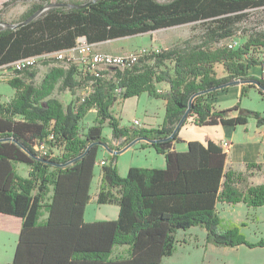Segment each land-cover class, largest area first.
<instances>
[{
  "label": "trees",
  "instance_id": "1",
  "mask_svg": "<svg viewBox=\"0 0 264 264\" xmlns=\"http://www.w3.org/2000/svg\"><path fill=\"white\" fill-rule=\"evenodd\" d=\"M70 3L34 2L14 27L0 19V69L20 58L68 49L80 36L97 45L185 23L200 24L201 33L169 48H149L130 66L113 67L111 76L103 69L97 75L81 71L75 63L64 67L53 57L44 61L53 64L39 82L34 67L11 73L7 83L13 96L0 100V213L20 218V228L12 260L4 264H160L173 254L177 232L193 226L205 230L207 243L264 248V237L250 242L236 225L224 226L216 208L218 202L263 206L264 183L248 184L246 172L227 169L220 142L208 136L204 141H184L180 128L173 132L186 111L181 126L188 117L195 126L243 125L250 118L264 125V114L239 103L216 108L215 94L227 87L211 89L233 80L256 79L262 87L243 84L240 96L250 88L264 95V78L248 72L264 63L250 53L255 47L264 49V31L249 35L235 48L218 44L235 34L249 9L264 8V0ZM40 9L44 10L19 25ZM217 63L223 66L224 77L216 76ZM160 84L167 88L159 90ZM207 89L211 90L195 95L188 106L190 97ZM56 90L69 92L66 104L54 96ZM144 92L165 100L161 125H121L112 107ZM91 109L96 118L87 126L82 120ZM104 124L110 127L109 139L102 133ZM48 135L54 136L51 145L64 148L56 157L35 150ZM138 137L154 140L141 146L163 155L165 166H130L121 176L118 154L108 151L100 165L96 202L118 205V215L85 221L100 144L117 151ZM182 142L186 148L176 150L174 145ZM19 163L28 167L26 176L19 173ZM252 168L260 165L247 164V170Z\"/></svg>",
  "mask_w": 264,
  "mask_h": 264
},
{
  "label": "rangeland",
  "instance_id": "2",
  "mask_svg": "<svg viewBox=\"0 0 264 264\" xmlns=\"http://www.w3.org/2000/svg\"><path fill=\"white\" fill-rule=\"evenodd\" d=\"M7 0H0V19H3L7 23L14 24L19 21L23 13L30 7L34 2H41L42 0H16L13 3L2 6L3 2ZM63 1L68 4L73 0H50ZM84 1V0H77ZM164 1V0H162ZM15 25V24H14ZM264 31V8L249 9L247 15L243 21H241L238 26L235 34L229 38L222 40L219 45H226L231 40H237L238 44L245 42L249 35ZM201 33V25L197 23H185L181 25L171 26L167 28H161L151 32L149 36H129L122 37L118 39H113L110 42L105 44V48H99L101 51H109L117 54L131 53L135 51L140 46H146L154 49H164L172 47L176 44H181V42L190 37H194ZM154 42V46H150ZM148 42V43H147ZM146 43V44H144ZM228 47V46H227ZM250 53L257 59L264 61V49L263 48H252ZM47 58H52V56H40L37 60L35 69L38 70L35 81L39 82L43 77L44 73L47 72L48 68L53 64L49 62L45 64L44 61H47ZM80 57H76L74 63L80 65ZM61 65V64H60ZM100 69L105 70L106 76H111L113 67H104L100 66ZM257 74V76L264 77V63L263 65H253L250 67ZM249 69V72H250ZM10 72L7 68L0 69V100L7 101L13 96V88L7 83ZM258 77V78H259ZM246 84V83H241ZM164 84H160L159 88H162ZM234 86L229 90L222 92L217 99V104L222 108H227L229 105L233 106L235 103H239L242 107H247L251 109L260 108L264 106V95H261L257 92L256 89L250 88L245 94L240 96V91L235 95ZM84 90H79L81 94ZM55 96L62 98L64 103V98L62 97V91H55ZM70 95L68 94V97ZM151 98L147 93H142L139 96H133L125 99L123 106L119 109L112 107V113L116 112L118 115H121L119 118L121 125H132L134 127H145L147 124V119L144 116L143 107L146 105L148 99ZM161 99V98H160ZM152 100V107L157 113V118L154 117L153 123H156L160 120H163L164 108L160 100ZM65 104V103H64ZM232 104V105H231ZM227 106V107H225ZM258 110V109H255ZM114 115V114H113ZM115 116V115H114ZM116 117V116H115ZM96 118V113L93 111H88L83 117L84 125H91ZM137 119L139 125L132 124V120ZM191 117H188L184 124L180 127V130H183L184 127L188 126L191 121ZM162 122V121H161ZM202 127L191 126L186 130L187 134L192 136H198L199 130ZM103 135L106 137L111 133L110 127L107 124L103 126ZM179 134V133H178ZM107 138V137H106ZM197 139V138H194ZM145 143L142 140L134 143L132 148L125 151L124 153L118 154L117 166L122 168L132 163L135 166L142 167H155L161 168L164 166V158L162 155L158 154L153 148H142L141 144ZM56 150H59L60 153L64 151L62 145L53 144ZM177 148H184L183 143H177ZM103 147L98 152V161L103 159ZM17 169L19 173H25V166L17 164ZM100 170L99 162L94 168V177L98 174ZM126 172L123 176H125ZM92 199V198H91ZM101 206L97 205L96 201H89L86 208V218H92V216L99 210ZM219 216L225 218L227 223L222 224L226 227L234 224L238 227L239 231L243 234L246 240L250 242H255L262 237H264V222L262 220V213H260L261 222L258 226L259 229H254L251 226H247L245 222L235 223L229 222L232 220L234 215H238V211L233 212L225 211L221 214L218 211ZM10 216V215H8ZM14 220L11 221L12 228L16 226L15 216H10ZM15 230V229H14ZM13 229L10 231V235H7L8 230L0 229V249H4L2 246L5 243V248L9 247V250H13L16 244V235ZM176 246L173 254L171 256H166L162 259L160 264H264V248L263 247H253L249 248L245 245L239 246H221L214 245L206 242V233L205 230L199 226H193L188 230H179L176 234ZM10 252V251H9ZM11 260V259H10Z\"/></svg>",
  "mask_w": 264,
  "mask_h": 264
},
{
  "label": "crops",
  "instance_id": "3",
  "mask_svg": "<svg viewBox=\"0 0 264 264\" xmlns=\"http://www.w3.org/2000/svg\"><path fill=\"white\" fill-rule=\"evenodd\" d=\"M151 32L138 34V35L148 36V38H149V36L151 35ZM134 36H137V35H134ZM110 41L111 40H107V41L98 43L97 45L99 46V48L100 47L105 48V44L107 42H110ZM144 44H146V43H144ZM154 45H155L154 42H152L150 46H154ZM214 68H215L217 77H224L226 75V72L220 63L215 64ZM248 72H249V70H248ZM249 75L253 78L259 77L253 71V69H250ZM241 85H242L241 83H234L232 85L226 86L227 87L226 89L219 90L215 94V99L213 101V105L216 108L222 109L223 107L221 108L217 104L218 96L222 92L229 90L233 86L235 87L234 90H235V95H236L240 91ZM157 87H159V86H157ZM166 88H167V86H166V84H164L161 89L159 88V90H165ZM253 89H255V88H253ZM78 92H79V90H78ZM68 94H69V92L67 90H62V97L64 98L65 104L70 99V96L68 97ZM54 96H55V94H54ZM56 97L60 101L63 102L62 98H60L58 96H56ZM150 97L151 98L148 99L146 105L143 107L144 116L146 117V119L148 121L147 124L145 125V127H158L159 125H161L162 120H160L156 123L152 122L154 117L157 118V113H156L155 109L152 107L151 103H152V100H156L154 102H157V99L160 100L161 104L163 105L164 112H165V100H163L162 98L160 99V98H156L153 96H150ZM124 101L125 100L118 101L114 105V107L120 109L123 106ZM225 107H227V106H225ZM228 107H230V105ZM255 109H258V111H260L262 114H264V106H262V107L260 106V108H255ZM90 111H93L96 113L95 109H91ZM113 114L116 117L121 116V115H118L116 112H113ZM235 114H236L235 112L232 113V115H235ZM191 126H195L192 123V119H191L190 123L188 124V126L184 127L183 130H181L179 132L178 135L181 139H183L184 141H188V140H194V138H197L196 140L204 141L205 137L208 136L212 140H214L215 142L222 143L223 140H227L229 142V145H228V148L226 149V154H227L226 155V168L237 171V172H246L248 175V184L257 185V184L264 183V125H261V126L256 125L255 120L253 118H250L246 124L236 125V126L223 125V124L203 125V126H199V127H202V129L199 130L198 136H192V135L186 133V130L188 128H191ZM110 136H111V133L109 135H107L106 137L109 139ZM143 142H146V141H143ZM182 143L184 145L183 149L177 148L176 144L174 145V148L176 150H179V151L184 150L186 148V143L185 142H182ZM132 147L133 146L131 145L125 151L129 150ZM144 148L147 149V148H152V147L147 146ZM125 151H123L122 153H124ZM102 152H103V156H104L103 159H105L108 155V151L104 148ZM117 162H118V160H117ZM249 163H254V164L260 165V168H252V169L247 170V164H249ZM19 164L21 166H25V168H26L25 173L24 174L20 173V174L23 176H26L28 167L25 164H22V163H19ZM130 166H135V165L130 163L127 166H123L122 168L118 167L119 174L121 176H123L124 173L127 172L128 168ZM164 166H165V161H164ZM163 167H161V168H163ZM100 178H101V169L99 170L98 174L95 177L93 176V178H92V181L90 184V190H89V193H90L89 201H91V200L96 201V195H97L98 188H99ZM89 201H88V203H89ZM88 203L86 204L85 211H84V220L85 221L89 222V221H97V220H105V219H115L118 215V211H119L118 205L109 204V203L98 204L96 202L97 205H100L101 207L92 216V218H86V208L88 206ZM216 208L219 212H221L220 215H222V213L225 211L233 212V211L237 210L238 215H234L233 219L228 220V221L229 222H235V223L245 222L247 226H251L254 229L255 228L259 229L258 226L261 222L260 213H262V211H263L262 220L264 222V205L253 208V207H248L243 202H237L234 204L218 202L216 204ZM10 216H8L7 214H1L0 213V229L8 230L7 235H10V231L12 229L13 230L15 229L14 230L15 235L18 238V233H19V228H20V218L17 217L18 219H16V226L12 228V226L10 224H11V221H13L14 219L11 218ZM221 219H222L223 223H227L225 221V218L222 217ZM255 241H257V240H255ZM16 242H17V239H16ZM2 247L4 249H2V250L0 249V264L10 262L12 260L13 253H14V248H13V250H9V247L5 248L6 247L5 243L3 244Z\"/></svg>",
  "mask_w": 264,
  "mask_h": 264
},
{
  "label": "built area",
  "instance_id": "4",
  "mask_svg": "<svg viewBox=\"0 0 264 264\" xmlns=\"http://www.w3.org/2000/svg\"><path fill=\"white\" fill-rule=\"evenodd\" d=\"M238 45L237 40H231L228 42L227 46L229 48H235ZM153 50H157L151 48ZM150 52L149 47L140 46L135 51L131 53L117 54L109 51H101L96 48V44L89 43L86 41L85 37L80 36L76 39L74 45L68 49L57 51L48 56H52L59 60L61 65L67 67L69 64L74 63L76 57H80L81 62L78 65V69L81 71L88 70L91 72H96L99 70L100 66L104 67H128L131 64L138 61L139 58L148 54ZM46 56V55H44ZM39 56H30L25 58H20L16 61L10 63L7 70L10 72L9 78L12 77L13 71H21L26 68H32L36 65ZM97 75V73H95ZM132 124L139 125L137 119L132 120ZM54 141L53 135H48L44 140L35 145V150L39 155L56 157L60 154L59 150L51 146V142ZM222 146L226 150L228 148L229 142L227 140L222 141ZM105 163L103 159L99 160V165Z\"/></svg>",
  "mask_w": 264,
  "mask_h": 264
},
{
  "label": "water",
  "instance_id": "5",
  "mask_svg": "<svg viewBox=\"0 0 264 264\" xmlns=\"http://www.w3.org/2000/svg\"><path fill=\"white\" fill-rule=\"evenodd\" d=\"M82 7L84 5H72V7ZM44 9H40L38 10L37 12H35L34 14H32L30 17H28L27 19H25L23 22L19 23V25H22L26 22H28L29 20L33 19L34 17H36L38 14H40ZM13 27L16 26V25H12ZM234 83H254L255 85H257L258 87H262L261 84H259V82L256 80V79H246V80H233V81H229V82H226V83H223L221 85H218L214 88H211V89H221L223 87H226V86H229V85H232ZM211 89H207V90H204V91H199L197 93H195L192 97H190L189 99V104L188 106H190L191 102H192V99L195 95L197 94H202V93H205ZM187 113V111H186ZM186 113L181 117V119L179 120V122L177 123V125L175 126V129H174V133L180 128L181 124L183 123V120L185 119L186 117ZM146 141V142H153L154 140H151L149 138H145V137H138V138H135L134 140H132L130 143H128L127 145H125L124 147H122L121 149L117 150V151H112V150H108V145L105 144V143H101L100 145L105 148L107 151H110V152H116L117 154L119 153H122L123 151H125L127 148H129L131 145H133L134 143H136L137 141ZM74 160V159H73ZM47 163H51V164H55V162H52V161H49V160H45ZM72 161V160H71ZM71 161H68L67 163H70Z\"/></svg>",
  "mask_w": 264,
  "mask_h": 264
}]
</instances>
